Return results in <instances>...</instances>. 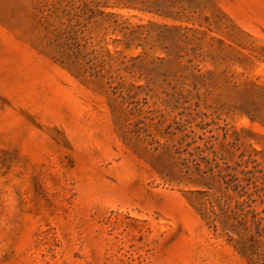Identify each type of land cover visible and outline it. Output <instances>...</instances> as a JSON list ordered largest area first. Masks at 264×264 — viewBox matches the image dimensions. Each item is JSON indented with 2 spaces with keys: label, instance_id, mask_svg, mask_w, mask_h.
Returning a JSON list of instances; mask_svg holds the SVG:
<instances>
[{
  "label": "rangeland",
  "instance_id": "obj_1",
  "mask_svg": "<svg viewBox=\"0 0 264 264\" xmlns=\"http://www.w3.org/2000/svg\"><path fill=\"white\" fill-rule=\"evenodd\" d=\"M0 264H264V0H0Z\"/></svg>",
  "mask_w": 264,
  "mask_h": 264
}]
</instances>
